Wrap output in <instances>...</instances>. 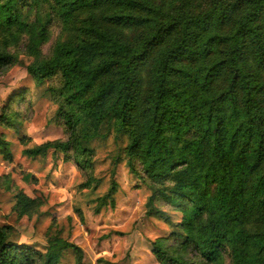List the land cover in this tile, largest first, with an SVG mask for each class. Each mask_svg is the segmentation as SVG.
I'll list each match as a JSON object with an SVG mask.
<instances>
[{
    "label": "trees",
    "instance_id": "obj_1",
    "mask_svg": "<svg viewBox=\"0 0 264 264\" xmlns=\"http://www.w3.org/2000/svg\"><path fill=\"white\" fill-rule=\"evenodd\" d=\"M21 54L65 132L25 157L92 168L94 143L113 138L116 163L123 155L151 191L147 215L173 228L152 243L159 264H264V0H0V73ZM12 104L0 115L8 129ZM0 152L13 162L4 137ZM15 199L19 217L43 205ZM17 235L0 228V264H61L69 251L83 264L60 231L45 252Z\"/></svg>",
    "mask_w": 264,
    "mask_h": 264
},
{
    "label": "rangeland",
    "instance_id": "obj_2",
    "mask_svg": "<svg viewBox=\"0 0 264 264\" xmlns=\"http://www.w3.org/2000/svg\"><path fill=\"white\" fill-rule=\"evenodd\" d=\"M60 35V27H55L46 53ZM20 60L0 73V115L13 102L19 120L15 129L0 126V138L11 143L13 154V162H8L0 152V228L12 226L19 243L41 252L48 245L49 231H60L82 249L83 264H159L152 243L169 237L173 228L164 219L147 215L151 191L130 173L123 155L116 163L119 147L113 138L94 143L92 168L65 162L62 156L55 161L52 152L44 160L23 155L27 147L65 139V132L52 123L58 105L46 93L48 83L40 85L28 75L29 57L21 54ZM28 174L36 180L25 181ZM113 183L117 186L113 203L97 213ZM20 191L40 198L38 213L18 216L14 207ZM170 215L179 222L180 215ZM61 264H77L75 253L66 252Z\"/></svg>",
    "mask_w": 264,
    "mask_h": 264
}]
</instances>
